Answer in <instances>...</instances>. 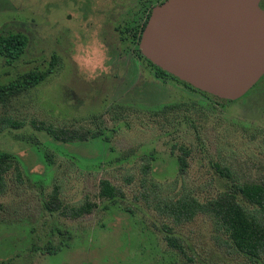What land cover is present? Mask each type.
I'll use <instances>...</instances> for the list:
<instances>
[{"label": "rangeland", "instance_id": "374dc122", "mask_svg": "<svg viewBox=\"0 0 264 264\" xmlns=\"http://www.w3.org/2000/svg\"><path fill=\"white\" fill-rule=\"evenodd\" d=\"M146 1L153 9L163 0ZM118 3L0 0V35L28 37L13 68L1 59L0 83L55 57L42 83L0 104V150L19 168L0 195V264H264L236 252L210 216L174 224L156 208L183 192L206 201L231 182L264 183V76L226 105L160 78L129 43ZM93 37L108 49L110 73L86 82L72 50ZM32 122L88 137L62 142ZM101 180L118 190L114 199L99 197ZM85 200L97 205L90 214L61 213Z\"/></svg>", "mask_w": 264, "mask_h": 264}, {"label": "water", "instance_id": "95a60500", "mask_svg": "<svg viewBox=\"0 0 264 264\" xmlns=\"http://www.w3.org/2000/svg\"><path fill=\"white\" fill-rule=\"evenodd\" d=\"M261 0H164L138 48L153 65L193 88L236 101L264 76Z\"/></svg>", "mask_w": 264, "mask_h": 264}, {"label": "trees", "instance_id": "16d2710c", "mask_svg": "<svg viewBox=\"0 0 264 264\" xmlns=\"http://www.w3.org/2000/svg\"><path fill=\"white\" fill-rule=\"evenodd\" d=\"M140 7L141 5L139 4V12L141 11ZM151 11L152 7L149 8V14L140 26L135 21L137 12L135 10L132 12L134 15L132 16L133 33L131 35V41L132 45L136 47L138 57L144 59L156 71V74L160 78L169 77L193 93L205 97L215 104L226 105L234 103V101L218 99L193 88L187 83L179 81L143 57L138 49V43ZM125 24L127 27H131V22L127 21ZM27 46L28 37L22 33L0 35V61L3 59L4 63L8 66L6 70L14 67V63L24 54ZM130 60L133 63L132 67L135 71L137 67L134 64L133 57ZM54 64L55 57L51 56L48 68L45 70H30L14 80H10L7 83H0V104H6L22 92L42 83L53 73ZM1 74L2 71L0 70V76ZM6 124L12 128L21 127V124L15 121H7ZM32 126L35 129L44 130L47 135L62 142L86 140L88 137L86 133H69L65 130L54 129L51 125L42 123L32 122ZM96 135L94 133L91 136L94 137ZM187 155L188 152H183V157H178L179 169L182 172L187 166L185 161ZM146 169H149V167ZM12 170L16 171L19 175L18 164L15 162L14 157L10 153L0 150V195L6 191V176ZM219 172L224 177L229 178L230 174L226 169L223 171L219 170ZM117 194L118 190L108 180H101L99 185L100 198L112 200ZM96 207L97 205L95 203L85 200L78 207H63L61 213L67 218L77 219L90 214ZM156 208L160 209V211L162 210V214L171 219L174 224L190 222L199 215L210 216L218 229L228 235L232 247L236 252L244 255L251 261L257 262L264 258V183L231 182L229 187L224 191L206 201H200L192 194L183 192L176 198L158 201ZM167 240L172 247L179 248L174 239L168 237ZM50 252H55V250Z\"/></svg>", "mask_w": 264, "mask_h": 264}, {"label": "clouds", "instance_id": "9594fccd", "mask_svg": "<svg viewBox=\"0 0 264 264\" xmlns=\"http://www.w3.org/2000/svg\"><path fill=\"white\" fill-rule=\"evenodd\" d=\"M72 58L86 82L110 73L108 49L95 37L78 43L72 50Z\"/></svg>", "mask_w": 264, "mask_h": 264}, {"label": "flooded vegetation", "instance_id": "af4514ba", "mask_svg": "<svg viewBox=\"0 0 264 264\" xmlns=\"http://www.w3.org/2000/svg\"><path fill=\"white\" fill-rule=\"evenodd\" d=\"M262 1L263 0H261V2H260V7L262 8V9H264L263 7H262ZM139 4L141 5V7H140V9H141V11L139 12ZM127 8H132L133 10L130 12V13H127L128 11L127 10H125V9H127ZM136 8V9H135ZM117 9H118V12H117V19L119 20V19H121V21L125 24L127 21H129V22H131V27H126V30H125V33H126V35H127V38H128V40H129V43L132 45V41H131V35H132V22H133V19H132V16L134 15V13H132L134 10H135V12H137V16H136V19H135V21L137 22V23H139V22H142L143 20H145L146 19V16H148V14H149V3L146 1V0H137V2H134L133 1V3L131 4V5H129V6H127V7H125V5H124V2L122 3V0H119V3L117 4ZM140 41V40H139ZM139 44V43H138ZM139 49V48H138ZM119 53V52H118ZM117 53V55L119 56V54ZM132 53H133V51H131V55H129V57H133V55H132ZM144 60V59H143ZM145 61V60H144ZM147 63V62H146ZM171 79V78H170ZM173 80V79H172Z\"/></svg>", "mask_w": 264, "mask_h": 264}]
</instances>
